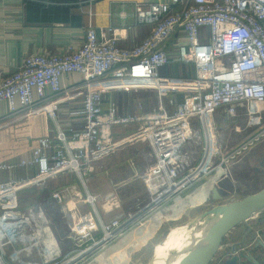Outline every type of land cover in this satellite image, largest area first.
Listing matches in <instances>:
<instances>
[{"label": "built area", "instance_id": "1", "mask_svg": "<svg viewBox=\"0 0 264 264\" xmlns=\"http://www.w3.org/2000/svg\"><path fill=\"white\" fill-rule=\"evenodd\" d=\"M133 7L136 23L151 25L152 30L132 47H121L112 27L88 25L78 46L68 45L61 53L25 55L15 71L0 77V103H6L13 114L20 107L21 117L41 112L55 116L66 100L61 77L78 73L82 80V86L69 97L81 98L82 108L75 113L81 117V127L68 134L59 131L53 139H18L13 148L26 146L43 153L18 162H0V171L24 166L37 169L31 177L0 181V207L9 205L21 191L42 189L48 180L64 173H73L84 183L103 158L125 142L142 138L154 158L141 177L152 207L99 219L96 225L97 197L88 193L84 199L92 211L80 213L60 240L42 205L26 211L6 210L0 214V264H22L18 261L22 252L51 241L43 250L44 259L35 264H88L143 227L159 206L200 181L213 159L218 160L217 167L225 168L264 139L262 126L252 141L227 153L219 133L221 127L234 123L239 105L247 117L246 127L264 124V0H148L134 2ZM107 31L112 35L107 36ZM172 61L194 65L195 77L161 76L159 68ZM176 86L189 87L192 92L176 105L170 97L166 103L174 109L168 111L164 98ZM139 91L156 94V109L120 114L112 106L102 107L107 94ZM131 126L139 129L115 139L116 132ZM171 132L176 133L178 143L192 144L194 152L184 151L169 160L160 143ZM196 147L199 158L194 159ZM49 196L55 205L62 204L61 190H52ZM29 236L34 243L15 248ZM9 247L10 256L6 253Z\"/></svg>", "mask_w": 264, "mask_h": 264}, {"label": "crops", "instance_id": "2", "mask_svg": "<svg viewBox=\"0 0 264 264\" xmlns=\"http://www.w3.org/2000/svg\"><path fill=\"white\" fill-rule=\"evenodd\" d=\"M146 1L148 0H0V77L3 74L15 71L25 55L31 53H61L68 45L78 46L83 40L84 30L88 25L105 30L108 27H112L114 29L113 33L119 37L118 44L121 47H132L144 39L152 30L151 25L137 24L134 17L133 3ZM111 35L112 33L107 31V36ZM171 41L172 39L169 40L171 52L175 53V46ZM175 55L173 54V58H175ZM158 72L161 76L175 79H192L195 77L194 65L180 64L176 61H172L159 68ZM61 82L66 87V100L58 106L56 114L53 117L49 116L46 112L32 115L26 114L21 117L20 112L22 109L20 107L13 114L8 110L6 103H0V162H18L21 159H31L43 153L41 150L30 149L26 146L13 148V145L20 138L50 137L53 139L59 131L68 134L81 127V117L79 114H75L82 108L81 98H69L76 89L82 86L81 77L78 73L67 74L61 77ZM190 92L192 91L189 90V87L176 86L172 92L165 95L164 101H168L171 97L174 99L175 105L179 104ZM147 95V91H141L140 93L125 92L122 95H118L117 93L107 94L103 98L102 107L106 110L112 106L120 114L130 113V109H133L135 112H143ZM152 98L154 105L157 107V96L155 95V98L154 96ZM173 109L174 106H167L168 111H172ZM238 112L239 114L235 119L237 120V128L235 127L233 131L237 135L242 131V129L238 130L239 124L243 123L246 126L247 123V117L244 114L242 105L238 106ZM218 120H220L219 117ZM262 126L264 124L247 127L246 130L249 131H245L248 132L247 136L240 143L229 147L226 150L227 153L234 151L247 141H252ZM175 136L176 133L171 132L163 138V140L169 138L172 146L169 149L172 152L169 153V150L167 151L169 160H173L177 156L176 154L174 155V151L178 146L185 147L184 143L180 144L177 142ZM261 142H264V139L255 142L239 157L228 163L225 168H222L226 169L228 166L236 164L239 159H242V157L254 150ZM233 143L235 142L233 141ZM117 151L115 156H120L125 152L121 146ZM262 159H264V156H262ZM97 167L99 170V163ZM36 170L35 166L3 170L0 171V181L31 177L36 173ZM91 182L92 180L89 179L83 183L75 174L64 173L57 178L48 180L42 189L33 188L21 191L9 205L0 207V214L11 209L26 211L27 207L31 205V201L40 205V207L44 206L46 211V205L43 204L45 201L46 204L49 203L53 207L55 213L57 210V219L59 217L60 225L64 229H68L77 218L71 212V203H77L79 209L83 208V210H86L87 204L90 205L84 198L88 193L93 194ZM214 187L223 197L222 202L233 194L234 189L229 182L228 174L224 172L218 175V180H213L209 186L207 184L211 200H213L211 191ZM52 190H61L63 196L61 207L52 202L49 196V192ZM33 196L34 198L32 199ZM156 217L157 215L154 214L148 220L144 229L138 233H134L135 231H133L127 236V239L131 240V242L120 250L119 253L123 254L121 259L124 257L126 259L129 253L141 247L144 241L155 234L158 227L163 223L161 219L166 218V216H160L162 218L152 233L149 230L148 224L156 222ZM73 218L75 219L74 221L72 220ZM262 227H264V211L254 214L247 221L233 228L217 247L209 264H224V261L234 256L239 249H243L253 243L254 238H256V231ZM55 233H57L56 230ZM146 233L152 234L148 237H143ZM243 241L244 243L240 245ZM34 242V237H25L18 245H15V248H26ZM51 242L38 244V249L33 251L25 250L18 257L19 263L35 264V262H39L35 261L38 259L41 262V259H44L43 250H46L47 244ZM113 247L109 251L101 253L88 264H110L111 257L109 256L112 255L110 250L113 252ZM38 251L42 255H36ZM55 252L56 249L53 250V253ZM6 253L10 256L13 253L12 248L9 247ZM105 256H108L106 259H109V261L102 263ZM115 256L112 260L118 258ZM119 260L114 263L117 264Z\"/></svg>", "mask_w": 264, "mask_h": 264}, {"label": "rangeland", "instance_id": "3", "mask_svg": "<svg viewBox=\"0 0 264 264\" xmlns=\"http://www.w3.org/2000/svg\"><path fill=\"white\" fill-rule=\"evenodd\" d=\"M138 93H140V91ZM147 94L144 102L145 107H143L144 113L152 112L156 108L152 98L153 96L155 98L156 94L152 91H147ZM164 103L166 107L173 106L169 104L167 105L165 101ZM133 112L135 111L130 109V113ZM236 124L237 120H235L232 125H227L219 129L221 143L226 150L229 147L240 143L249 132L246 130L247 127L243 123L239 124L238 122L240 126H238V130L242 129V131L241 133H238V135L236 133L234 134L233 131ZM138 129V126H131L124 130L123 133L116 132L115 139H118L120 136L126 137L131 135ZM176 137L177 136H175V138ZM138 140L139 139L130 140L121 145L125 152L120 156H115L118 152L117 150L120 148L119 147L110 156L103 158L99 162V170L98 167H96L90 178V180H92L90 183L91 189L93 190V194L97 197V203L94 208L96 211L93 213L96 225L98 219H110L127 212L136 213L140 209H150L153 205L151 202V196L148 194L141 177L153 164L154 158L153 155L151 156L148 141L143 138L139 141ZM233 141L235 143H233ZM160 144L166 151L172 147L169 138L164 139ZM184 151L189 154L194 152L192 144L185 145L184 148L178 146L174 151V155H177L175 159ZM168 152L171 153L172 150H169ZM262 156H264V142H261V144L254 150L242 157V159H239L236 164L230 165L226 169L217 167L218 160L213 159L209 169L206 170L205 175L200 181L187 190H184L182 195L180 194L175 199L162 204L156 209L158 210L155 214L157 215L156 222L154 221V223L148 224L149 230L152 233L155 231L159 224V220L162 218L160 216L163 215L166 216V218L161 219L163 223L158 227L155 234L148 240L144 241L141 247L129 253L126 259L125 257L121 259L123 254L119 253L120 250L128 246L129 242H131V240L129 241L127 238H124L118 244L114 245L113 252L110 250L112 255L109 256L111 257L109 263L116 264L114 262L121 259L117 264H151L154 250L158 245L159 248L157 247V253L160 251V257L163 255L162 261H165L168 255L172 253L175 254L173 249L177 248L178 244L185 238L189 229L192 227L197 228V224H200V222L206 218H210L213 209L217 205L238 200L264 187V159H262ZM193 158H199L197 147L195 148ZM221 172L228 174L229 182L234 190L229 198L225 199L224 202L218 203L210 199V190L207 188V184L209 186L213 180H218V175ZM33 198L34 196L32 199ZM30 204L31 205L28 206L27 209L25 208L26 210L34 207L36 203L31 201ZM43 204L46 205L51 228L56 230V237L62 239V237L67 235L68 231L60 225L61 222L59 217L57 219V210L55 213L53 207L49 203L46 204L44 201ZM71 204V212L74 213L75 218L78 217L80 213L92 211V206L89 204H87L86 210H83V208L79 209L77 203L72 202ZM72 220L74 221L75 219L73 218ZM150 234L146 233L143 237H148ZM106 251H109V249ZM115 255L118 258L112 260ZM107 257L105 256V259ZM105 259L102 263L109 261V259Z\"/></svg>", "mask_w": 264, "mask_h": 264}, {"label": "water", "instance_id": "4", "mask_svg": "<svg viewBox=\"0 0 264 264\" xmlns=\"http://www.w3.org/2000/svg\"><path fill=\"white\" fill-rule=\"evenodd\" d=\"M212 199L222 202L218 190L212 188ZM264 211V187L238 200L217 205L204 224L194 247L180 264H209L224 237L237 225ZM245 241V240H244ZM244 241L240 244L242 245ZM224 264H264V227L256 231L253 243L239 249Z\"/></svg>", "mask_w": 264, "mask_h": 264}, {"label": "bare ground", "instance_id": "5", "mask_svg": "<svg viewBox=\"0 0 264 264\" xmlns=\"http://www.w3.org/2000/svg\"><path fill=\"white\" fill-rule=\"evenodd\" d=\"M206 221L207 219L203 220L202 222H200V224H197L198 225L197 228L192 227L193 229L190 228L187 234L185 233L186 234L185 238L178 244L177 248L173 249V251H175V254L172 253L168 255L167 257L168 260L166 259L165 261H162L163 255L162 257H160V253H159L160 251L157 253V248H156L154 250L151 264H180L182 259L189 253V251L196 244L199 234L201 232V229L203 228ZM145 225L141 228L134 230L135 231L134 233H138L139 231L144 229Z\"/></svg>", "mask_w": 264, "mask_h": 264}]
</instances>
